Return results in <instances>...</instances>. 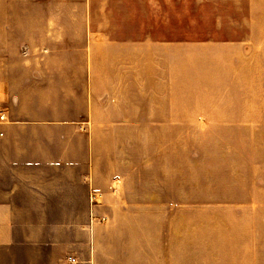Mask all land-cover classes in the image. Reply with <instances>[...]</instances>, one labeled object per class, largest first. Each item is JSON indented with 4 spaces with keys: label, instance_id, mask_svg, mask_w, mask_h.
I'll return each instance as SVG.
<instances>
[{
    "label": "rangeland",
    "instance_id": "374dc122",
    "mask_svg": "<svg viewBox=\"0 0 264 264\" xmlns=\"http://www.w3.org/2000/svg\"><path fill=\"white\" fill-rule=\"evenodd\" d=\"M12 8L42 20L36 44L55 52L50 61L81 60L89 42L92 60L102 51L104 62H120L122 53L126 71L138 53V96L122 104L118 87H101L90 131L72 137L90 144L89 210L47 215L76 225L50 231L73 245L69 263L264 264V0ZM51 14L74 16L56 44L44 34ZM83 231L88 238H78Z\"/></svg>",
    "mask_w": 264,
    "mask_h": 264
},
{
    "label": "crops",
    "instance_id": "0c3cea01",
    "mask_svg": "<svg viewBox=\"0 0 264 264\" xmlns=\"http://www.w3.org/2000/svg\"><path fill=\"white\" fill-rule=\"evenodd\" d=\"M21 3L26 7L27 0H0V116H5L0 120V264H71L67 254L73 245L50 231L76 225L53 222L47 215L89 210L82 183L90 173V144L74 143L72 137L83 139L90 131L92 115L104 100L98 97L101 87H118L122 104L128 93L138 96V53L131 51L126 71L122 53L120 62H104L102 51L98 61L92 60L89 42L81 60L50 61L55 52L43 54L36 44L42 20L11 12ZM45 18L51 44L60 34L70 37L73 15ZM116 110L123 114L126 109L119 105ZM69 236L71 242L76 234ZM77 236L88 238L84 231ZM95 263L89 258L76 264Z\"/></svg>",
    "mask_w": 264,
    "mask_h": 264
},
{
    "label": "built area",
    "instance_id": "2783aa9c",
    "mask_svg": "<svg viewBox=\"0 0 264 264\" xmlns=\"http://www.w3.org/2000/svg\"><path fill=\"white\" fill-rule=\"evenodd\" d=\"M0 120L1 121H5V116L4 115H1L0 116ZM71 262H74L75 263L76 261L74 259H71Z\"/></svg>",
    "mask_w": 264,
    "mask_h": 264
}]
</instances>
